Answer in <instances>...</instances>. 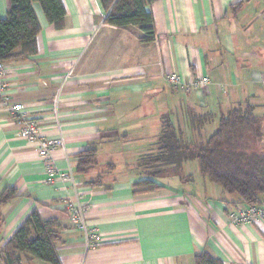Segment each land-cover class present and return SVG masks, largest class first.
<instances>
[{"label":"crops","instance_id":"0c3cea01","mask_svg":"<svg viewBox=\"0 0 264 264\" xmlns=\"http://www.w3.org/2000/svg\"><path fill=\"white\" fill-rule=\"evenodd\" d=\"M61 1L65 28L50 30L34 3L37 52L4 63L5 96L25 114L0 102V193L12 186L20 195L0 209V247L36 210L60 227L61 264H194L202 252L222 264H264V221L232 225L227 213L243 205L195 165V174L189 163L181 166L190 181L167 176L148 194L133 188L145 178L137 160L156 152L163 119L185 139L199 140L231 109L250 105L264 133V0H155L147 7L152 43L139 42V28L105 26L98 0ZM9 8L0 0V19ZM170 74L186 88L170 86ZM201 77L209 80L204 89L189 85ZM192 114L211 120L195 131ZM28 121L37 123L38 139L62 140L51 153L57 176L46 172L37 144L18 136ZM89 147L96 165L80 174L77 155ZM68 173L77 190L59 177ZM76 193L99 238L89 249L64 207Z\"/></svg>","mask_w":264,"mask_h":264},{"label":"trees","instance_id":"16d2710c","mask_svg":"<svg viewBox=\"0 0 264 264\" xmlns=\"http://www.w3.org/2000/svg\"><path fill=\"white\" fill-rule=\"evenodd\" d=\"M106 14L105 26L127 30L139 28L140 43H152L155 38L153 19L147 7L155 0H98ZM10 8L0 19V63L25 61L37 52L36 39L40 27L32 5L39 4L50 30L65 28L66 11L61 0H9ZM241 4H236L237 10ZM193 130H199L211 120L210 115H190ZM264 141L262 120L253 107L237 106L223 115L209 137L185 139L172 122L163 119L156 141V152L137 160L144 179L133 185L135 194H148L163 188L161 180L179 176L185 162H196L198 173L229 195L236 196L246 206L264 204ZM96 149L89 147L77 155V172L87 173L95 165ZM108 168H113L110 164ZM100 179V178H99ZM96 183H91L95 186ZM15 187H5L0 193V209L19 198ZM242 207V208H243ZM236 210V209H234ZM233 211V210H232ZM4 218L0 213V232ZM61 242L56 220L44 221L33 211L0 247V264H61L57 245ZM194 264H222L202 252Z\"/></svg>","mask_w":264,"mask_h":264},{"label":"built area","instance_id":"2783aa9c","mask_svg":"<svg viewBox=\"0 0 264 264\" xmlns=\"http://www.w3.org/2000/svg\"><path fill=\"white\" fill-rule=\"evenodd\" d=\"M7 75V68L4 63H0V102L1 104L8 106L10 111L15 115L24 116L25 109L22 105H9L8 100L5 96L7 88L5 77ZM167 83L174 88H186L185 83L176 74H170L166 78ZM65 82V80H64ZM64 82L58 89V94L61 93ZM209 83L206 77L198 78L191 82L189 85L195 89H204ZM57 94V95H58ZM54 115L57 117V104L54 103ZM39 128L36 122H26L24 128L18 133V136L29 142H35L38 147V156L44 161L46 172L50 176L56 175V169L51 162V153L57 147H62L63 143L61 139L48 140L38 139ZM57 176V175H56ZM61 179H68L73 189H76L77 184L73 181L72 176L63 174L59 176ZM77 190V189H76ZM75 199L72 202L65 203L64 207L67 211L69 222L73 225L81 234L84 246L89 249L92 245L97 244L99 238L95 230L91 229L86 222L87 206L81 201V197L78 193L75 194ZM227 218L232 225L241 226L252 224L258 221H264V204L261 206H246L241 209H236L227 213Z\"/></svg>","mask_w":264,"mask_h":264},{"label":"rangeland","instance_id":"374dc122","mask_svg":"<svg viewBox=\"0 0 264 264\" xmlns=\"http://www.w3.org/2000/svg\"><path fill=\"white\" fill-rule=\"evenodd\" d=\"M187 163H189L188 166H187L188 167L187 169L190 170L188 172H190L191 174H195L196 173V169L192 165H195L197 167V163L196 162H187Z\"/></svg>","mask_w":264,"mask_h":264}]
</instances>
